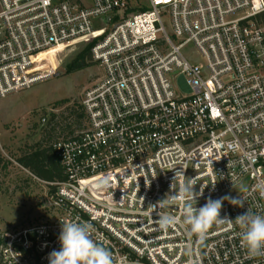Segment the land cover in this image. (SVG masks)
<instances>
[{
  "label": "built area",
  "instance_id": "built-area-1",
  "mask_svg": "<svg viewBox=\"0 0 264 264\" xmlns=\"http://www.w3.org/2000/svg\"><path fill=\"white\" fill-rule=\"evenodd\" d=\"M133 2L0 0V97L57 76L38 57L78 42L95 40L103 70L76 118L44 125L67 179L50 183L45 222L0 226V264H49L65 220L91 224L114 264H264L234 221L201 243L179 204L151 207L183 171L196 193L206 185L197 209L228 196L244 206L224 200L220 218L264 215V0ZM101 178L109 186L96 190ZM160 214L180 219L164 231Z\"/></svg>",
  "mask_w": 264,
  "mask_h": 264
},
{
  "label": "rangeland",
  "instance_id": "rangeland-1",
  "mask_svg": "<svg viewBox=\"0 0 264 264\" xmlns=\"http://www.w3.org/2000/svg\"><path fill=\"white\" fill-rule=\"evenodd\" d=\"M141 1L147 4V0H134L133 4ZM94 44L95 40H87L52 51L44 60L48 67L57 66V76L0 97V226L4 229L41 224L53 214L48 199L50 183L36 178L17 160L45 139L49 132L44 131V125L49 120L58 118L62 123L72 117L73 106L79 105L84 92L101 78L103 70L91 57L83 69L68 73L78 55ZM184 52L197 56L192 44ZM62 100L67 102L56 104Z\"/></svg>",
  "mask_w": 264,
  "mask_h": 264
},
{
  "label": "clouds",
  "instance_id": "clouds-1",
  "mask_svg": "<svg viewBox=\"0 0 264 264\" xmlns=\"http://www.w3.org/2000/svg\"><path fill=\"white\" fill-rule=\"evenodd\" d=\"M185 178L183 171H177L170 186L175 194L166 195V198L159 201L156 206H151L153 210L155 207L159 208L164 204H179L183 223L189 226L190 234L195 235L201 243L207 238L213 225L228 223L231 226L234 221L243 229L241 246L247 250L249 258L264 256V215L254 213L248 208L235 220H230L227 217L220 218L224 200H228L234 206H244L245 201L242 198L232 199L228 196L217 200L209 198L204 206L197 209L192 202L196 201V197L202 194L203 187L206 185L201 187L200 193H196L194 191L195 178ZM177 179L180 181L178 187L174 184ZM108 186L109 179L101 178L94 185V188L104 190ZM179 219L173 215L160 214L157 223L161 230L167 231L174 227ZM61 222L62 230L59 236L61 247L58 251L53 250L49 254V264H114L112 253L91 238V224H81L68 220Z\"/></svg>",
  "mask_w": 264,
  "mask_h": 264
},
{
  "label": "trees",
  "instance_id": "trees-1",
  "mask_svg": "<svg viewBox=\"0 0 264 264\" xmlns=\"http://www.w3.org/2000/svg\"><path fill=\"white\" fill-rule=\"evenodd\" d=\"M92 47L93 45H90L83 53L78 55L69 66L68 73L74 70H81L86 66V59L88 57H91L92 59ZM66 102V100H62L56 104H65ZM70 116H75L76 118L74 110L72 111V114L70 113ZM44 138L45 139L42 140L33 150L24 153L17 162L36 178L46 183L64 182L67 179V176L60 160L53 148L45 143V141L47 142L50 138L49 133H45ZM53 190L54 188L52 187V191Z\"/></svg>",
  "mask_w": 264,
  "mask_h": 264
},
{
  "label": "bare ground",
  "instance_id": "bare-ground-1",
  "mask_svg": "<svg viewBox=\"0 0 264 264\" xmlns=\"http://www.w3.org/2000/svg\"><path fill=\"white\" fill-rule=\"evenodd\" d=\"M61 48H64V47H61ZM61 48L53 49V50H50V51H48V52H43V53L38 57V61H42V60H44V59L46 58V56H47L48 54H50L52 51H54V50H58V49H61Z\"/></svg>",
  "mask_w": 264,
  "mask_h": 264
}]
</instances>
